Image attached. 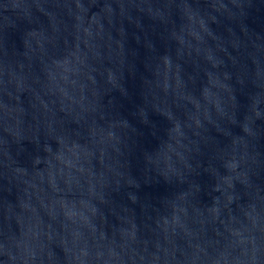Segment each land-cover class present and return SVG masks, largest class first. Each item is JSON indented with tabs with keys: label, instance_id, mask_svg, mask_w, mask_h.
Returning <instances> with one entry per match:
<instances>
[{
	"label": "water",
	"instance_id": "water-1",
	"mask_svg": "<svg viewBox=\"0 0 264 264\" xmlns=\"http://www.w3.org/2000/svg\"><path fill=\"white\" fill-rule=\"evenodd\" d=\"M0 264H264V0H0Z\"/></svg>",
	"mask_w": 264,
	"mask_h": 264
}]
</instances>
